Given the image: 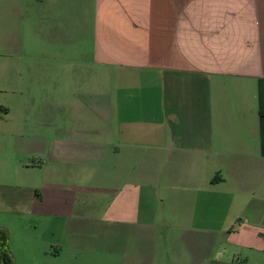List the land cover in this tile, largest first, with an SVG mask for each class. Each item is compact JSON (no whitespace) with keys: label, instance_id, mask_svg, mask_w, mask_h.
<instances>
[{"label":"crops","instance_id":"0c3cea01","mask_svg":"<svg viewBox=\"0 0 264 264\" xmlns=\"http://www.w3.org/2000/svg\"><path fill=\"white\" fill-rule=\"evenodd\" d=\"M0 96L16 264H264V0H0Z\"/></svg>","mask_w":264,"mask_h":264},{"label":"rangeland","instance_id":"374dc122","mask_svg":"<svg viewBox=\"0 0 264 264\" xmlns=\"http://www.w3.org/2000/svg\"><path fill=\"white\" fill-rule=\"evenodd\" d=\"M4 103V105H10L14 103V96H0V105ZM5 129H0V158H16V139H15V112H12L10 116L0 123ZM4 150V151H3ZM1 190V187H0ZM89 213V214H88ZM88 217L91 219H95L98 215L95 216V209L94 206L90 207L89 211L87 212ZM248 219V216H242V218L236 220L234 222L235 228L238 226L242 220ZM8 220V215L3 214L0 211V225H4ZM7 230V229H6ZM8 231V230H7ZM120 234L111 236L106 235L107 239L111 238L114 239L112 244L108 242H104V245H89L87 248L89 250L88 254L96 256L97 260H90L88 264H142V262L138 258V254L136 251V247L131 242L132 235L128 232L127 228H121ZM9 233V232H8ZM10 235V233H9ZM85 238L95 239L96 231L94 229H89L84 233ZM10 242L12 246V253L14 256L15 251L13 247L16 244L15 239H13L12 234L10 235ZM253 255L255 253H252ZM241 255V251H239L236 255V259H239ZM43 258V257H42ZM15 259V256H14ZM244 260V258H243ZM35 262L34 264H63L64 261L61 259L57 262H51L50 259L48 260H41ZM97 262V263H96ZM16 263V259H15ZM19 264L21 262L19 261Z\"/></svg>","mask_w":264,"mask_h":264},{"label":"trees","instance_id":"16d2710c","mask_svg":"<svg viewBox=\"0 0 264 264\" xmlns=\"http://www.w3.org/2000/svg\"><path fill=\"white\" fill-rule=\"evenodd\" d=\"M10 241L8 231L0 228V264H16Z\"/></svg>","mask_w":264,"mask_h":264}]
</instances>
